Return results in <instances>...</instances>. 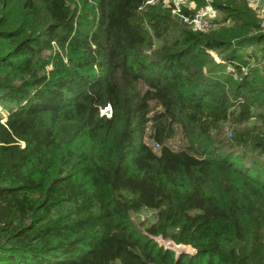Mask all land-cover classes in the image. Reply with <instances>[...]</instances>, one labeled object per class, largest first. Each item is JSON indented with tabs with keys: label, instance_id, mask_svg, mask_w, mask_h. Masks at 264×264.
Here are the masks:
<instances>
[{
	"label": "trees",
	"instance_id": "16d2710c",
	"mask_svg": "<svg viewBox=\"0 0 264 264\" xmlns=\"http://www.w3.org/2000/svg\"><path fill=\"white\" fill-rule=\"evenodd\" d=\"M192 1L0 0V264H264V24Z\"/></svg>",
	"mask_w": 264,
	"mask_h": 264
},
{
	"label": "built area",
	"instance_id": "2783aa9c",
	"mask_svg": "<svg viewBox=\"0 0 264 264\" xmlns=\"http://www.w3.org/2000/svg\"><path fill=\"white\" fill-rule=\"evenodd\" d=\"M146 1H153V0H146ZM163 5H168L171 12L182 16L183 19H186L190 22L194 27H204L208 24L209 19L212 14H214L215 8L207 3L201 5L204 9L201 10H193V13L188 16L184 14L183 7H194L195 4L192 0H160ZM249 3L255 7L256 11L261 14L263 17L261 22L264 24V0H248ZM207 13L208 19H201V15ZM103 109V108H101Z\"/></svg>",
	"mask_w": 264,
	"mask_h": 264
},
{
	"label": "rangeland",
	"instance_id": "374dc122",
	"mask_svg": "<svg viewBox=\"0 0 264 264\" xmlns=\"http://www.w3.org/2000/svg\"><path fill=\"white\" fill-rule=\"evenodd\" d=\"M158 2V1H156ZM201 9H204V7L202 6H199V7H195L194 6V11L195 10H201ZM259 14V13H258ZM261 17H263L261 14H259ZM218 16V12L217 10L214 11V14H212L210 17L211 18H214ZM201 19H208V15L207 13L205 12L204 14H202L201 16ZM47 51H44L43 53L45 54ZM48 64H46L47 66ZM33 66L36 67L37 66V62H33ZM35 70V69H34ZM0 111H2V108L0 107ZM223 128V131L228 135L230 132H229V126L227 124H224V126L222 127ZM146 141H148L149 143H151V140L148 139L147 137L145 138ZM168 142L172 145V146H180L183 144V137L181 135V133L179 131H176V133L169 137L168 138ZM155 146V145H154ZM156 147V146H155ZM152 210L151 209H148V208H140L139 210H136V211H131L130 212V215L132 217V219L136 222V223H139V225L141 226L140 224V220L142 221H145V220H149L151 215H152ZM156 241L159 242L160 244L164 245L165 243L166 244H170V245H173L174 244H180L181 246H183L184 250H186L187 252L191 251L193 248L190 246V244L188 243H182V242H175L169 238H165V237H162L160 235H155L154 236Z\"/></svg>",
	"mask_w": 264,
	"mask_h": 264
},
{
	"label": "water",
	"instance_id": "95a60500",
	"mask_svg": "<svg viewBox=\"0 0 264 264\" xmlns=\"http://www.w3.org/2000/svg\"><path fill=\"white\" fill-rule=\"evenodd\" d=\"M102 112H105V113H109L110 112V106L109 104H106L103 109H101ZM164 246H168L170 248H172L174 250V255L176 256L177 254H179L180 252H183V251H186L184 250L183 246H179V247H175L173 245H170V244H164Z\"/></svg>",
	"mask_w": 264,
	"mask_h": 264
}]
</instances>
